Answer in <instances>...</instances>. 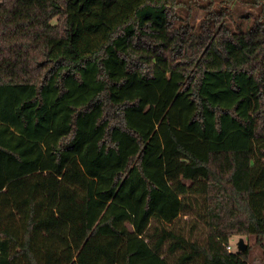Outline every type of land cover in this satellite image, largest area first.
<instances>
[{
    "label": "trees",
    "instance_id": "1",
    "mask_svg": "<svg viewBox=\"0 0 264 264\" xmlns=\"http://www.w3.org/2000/svg\"><path fill=\"white\" fill-rule=\"evenodd\" d=\"M197 1L0 0V264H252L264 0Z\"/></svg>",
    "mask_w": 264,
    "mask_h": 264
},
{
    "label": "rangeland",
    "instance_id": "2",
    "mask_svg": "<svg viewBox=\"0 0 264 264\" xmlns=\"http://www.w3.org/2000/svg\"><path fill=\"white\" fill-rule=\"evenodd\" d=\"M248 0H242L239 3L234 4L228 13L227 16V24L233 30L240 32L241 30H246L252 22L254 15L258 12L255 7H252ZM207 0L197 1L194 3L187 4L184 8L179 11V16L181 17V21L183 18L190 17L191 19H195L196 24H199L200 21H203L206 18V10L205 5ZM218 7V4L213 5L212 9ZM201 203V200H200ZM193 220H196L195 217L184 216L182 220V224L186 226L187 229L190 230ZM198 224V237L200 236V232H206L204 230V226L202 223ZM187 230V231H189ZM243 239L245 243L249 246V260L252 264H264V240L262 242H258L254 237L243 235V234H233L229 238V244L227 249L230 252H238V244L240 240ZM202 238L200 236V239Z\"/></svg>",
    "mask_w": 264,
    "mask_h": 264
},
{
    "label": "water",
    "instance_id": "3",
    "mask_svg": "<svg viewBox=\"0 0 264 264\" xmlns=\"http://www.w3.org/2000/svg\"><path fill=\"white\" fill-rule=\"evenodd\" d=\"M247 249H248V245L245 243L243 239H241L238 244V252L245 253Z\"/></svg>",
    "mask_w": 264,
    "mask_h": 264
}]
</instances>
